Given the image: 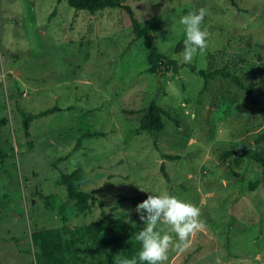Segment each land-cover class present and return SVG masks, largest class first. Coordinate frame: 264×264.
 <instances>
[{
	"label": "rangeland",
	"instance_id": "1",
	"mask_svg": "<svg viewBox=\"0 0 264 264\" xmlns=\"http://www.w3.org/2000/svg\"><path fill=\"white\" fill-rule=\"evenodd\" d=\"M235 1L239 9L229 0H123L179 65L151 73L145 41L134 37L123 8L89 13L67 0H0V264H36L35 254L57 264L101 209L139 232L143 222L126 198L162 191L200 208L206 225L186 252L170 251L167 264H264V185L248 188L260 168L248 162L231 171L218 158L222 148L252 145L246 130L264 121V80L255 101L221 77L205 89L180 55L179 19L203 7L207 48L187 64L205 67L210 59L238 68L246 82L262 79L264 0ZM152 98L168 115L164 128L137 131ZM16 103L28 112L72 108L35 118L27 138ZM83 121L105 135L73 151ZM76 167L86 170L80 188L92 195L90 211L80 215L58 182Z\"/></svg>",
	"mask_w": 264,
	"mask_h": 264
},
{
	"label": "trees",
	"instance_id": "2",
	"mask_svg": "<svg viewBox=\"0 0 264 264\" xmlns=\"http://www.w3.org/2000/svg\"><path fill=\"white\" fill-rule=\"evenodd\" d=\"M229 1L235 8L239 9L235 0ZM67 3L76 10H87L89 13H95L106 8H123L130 16L134 37L145 41L147 50L146 70L151 73H158L163 68L164 71L172 69L174 72H177L179 65L176 60L169 58L158 50L154 35L141 27L140 22L133 15L132 9L127 4H124L123 0H67ZM184 65L194 75L203 79V88L206 89L209 80L221 77L238 89L245 91L252 101H255L253 97L254 87L264 80L263 77L259 81L247 80L248 82H246V79L241 76L238 68H231L228 65L216 66L210 59L207 60L205 67L197 68L194 64ZM18 105L16 103V109L20 115L23 134L27 138L30 137L29 127L32 120L72 108L71 105L62 108L54 104L38 111L28 112ZM163 114L167 115L156 99L152 98L140 111L136 130L150 133L161 131L164 128ZM262 115L264 117L263 113ZM3 124H5L4 119H1L0 127ZM250 130H253L252 145L222 148L218 154V158L226 163L231 171L242 166L245 167L248 162L258 166L260 168V177L248 181V188L253 190L260 184L264 185V121L263 123L252 124L246 131ZM104 135L103 131L94 128L89 122L83 121L79 125V134L72 150L77 151L80 149L82 141L85 139ZM5 156L6 153L0 149L1 163L4 162ZM164 157L167 159L175 158V156L169 154H165ZM86 176V170L82 167H76L70 172H60L58 179L59 184L65 189L66 200L73 203L77 215L85 214L91 209L90 200L92 199V195L80 188V183ZM146 198L145 195L133 194L126 199L136 208V205ZM63 210L64 205H61L59 212L61 213ZM62 219H64L63 216ZM139 228L138 224L132 223L129 219L122 216H110L104 209H101L100 219L86 223L82 227V230L73 236L65 249V259L57 264H114V256L117 254H120L122 257L132 258L141 247L140 243L134 239ZM34 258L36 264H45L39 254H35Z\"/></svg>",
	"mask_w": 264,
	"mask_h": 264
},
{
	"label": "clouds",
	"instance_id": "3",
	"mask_svg": "<svg viewBox=\"0 0 264 264\" xmlns=\"http://www.w3.org/2000/svg\"><path fill=\"white\" fill-rule=\"evenodd\" d=\"M206 15L207 10L201 7L179 19L185 35L180 53L183 63H191L207 48L209 32L202 28ZM135 211L143 222L134 236L140 250L132 258L115 255L114 264H167L170 251L186 252L191 247V238L206 227L200 208L168 191L149 193Z\"/></svg>",
	"mask_w": 264,
	"mask_h": 264
},
{
	"label": "built area",
	"instance_id": "4",
	"mask_svg": "<svg viewBox=\"0 0 264 264\" xmlns=\"http://www.w3.org/2000/svg\"><path fill=\"white\" fill-rule=\"evenodd\" d=\"M6 79V73L3 67L0 65V82L4 83Z\"/></svg>",
	"mask_w": 264,
	"mask_h": 264
}]
</instances>
